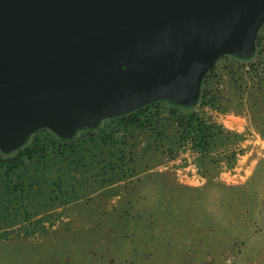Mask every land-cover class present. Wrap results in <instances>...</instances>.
Listing matches in <instances>:
<instances>
[{
  "label": "water",
  "instance_id": "1",
  "mask_svg": "<svg viewBox=\"0 0 264 264\" xmlns=\"http://www.w3.org/2000/svg\"><path fill=\"white\" fill-rule=\"evenodd\" d=\"M263 19L264 0H0V150L154 100L191 106L220 55L252 54Z\"/></svg>",
  "mask_w": 264,
  "mask_h": 264
},
{
  "label": "rangeland",
  "instance_id": "2",
  "mask_svg": "<svg viewBox=\"0 0 264 264\" xmlns=\"http://www.w3.org/2000/svg\"><path fill=\"white\" fill-rule=\"evenodd\" d=\"M212 114L244 135L242 179L202 175L187 147H138L134 174L41 220L5 225L0 209V264H264V137L240 109Z\"/></svg>",
  "mask_w": 264,
  "mask_h": 264
},
{
  "label": "trees",
  "instance_id": "3",
  "mask_svg": "<svg viewBox=\"0 0 264 264\" xmlns=\"http://www.w3.org/2000/svg\"><path fill=\"white\" fill-rule=\"evenodd\" d=\"M237 109L248 114L264 137V126L257 124L264 122V19L252 54L220 55L203 75L191 106L154 100L79 128L67 139L38 128L19 146L0 150L1 219L5 225L32 216L41 220L72 197L130 177L138 147H187L202 175L214 167H231L244 135L217 121L212 112ZM141 138L145 140L137 146Z\"/></svg>",
  "mask_w": 264,
  "mask_h": 264
},
{
  "label": "built area",
  "instance_id": "4",
  "mask_svg": "<svg viewBox=\"0 0 264 264\" xmlns=\"http://www.w3.org/2000/svg\"><path fill=\"white\" fill-rule=\"evenodd\" d=\"M222 172L227 176V178L224 179L225 181L230 180L235 182L237 178L242 179L243 175L246 172V167H243L236 162L233 166L224 169Z\"/></svg>",
  "mask_w": 264,
  "mask_h": 264
}]
</instances>
